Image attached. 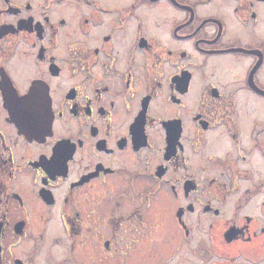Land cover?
<instances>
[{
    "label": "flooded vegetation",
    "instance_id": "flooded-vegetation-1",
    "mask_svg": "<svg viewBox=\"0 0 264 264\" xmlns=\"http://www.w3.org/2000/svg\"><path fill=\"white\" fill-rule=\"evenodd\" d=\"M0 264H264V0H0Z\"/></svg>",
    "mask_w": 264,
    "mask_h": 264
}]
</instances>
